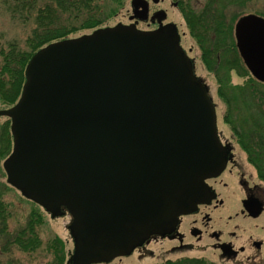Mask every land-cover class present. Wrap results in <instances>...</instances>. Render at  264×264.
Returning <instances> with one entry per match:
<instances>
[{"label": "water", "instance_id": "95a60500", "mask_svg": "<svg viewBox=\"0 0 264 264\" xmlns=\"http://www.w3.org/2000/svg\"><path fill=\"white\" fill-rule=\"evenodd\" d=\"M131 4V18L147 19L146 0ZM235 35L264 81V17L242 16ZM25 76L18 103L0 109L14 139L4 167L8 181L53 216L68 209L69 263L130 255L207 200L205 179L224 169L228 149L176 25L146 31L118 23L52 42Z\"/></svg>", "mask_w": 264, "mask_h": 264}, {"label": "trees", "instance_id": "16d2710c", "mask_svg": "<svg viewBox=\"0 0 264 264\" xmlns=\"http://www.w3.org/2000/svg\"><path fill=\"white\" fill-rule=\"evenodd\" d=\"M111 1V0H110ZM8 11L13 15L27 17V11L33 10L34 29L26 39L27 49H21L17 43H10L0 49V101L14 104L21 94L25 81V68L29 59L44 45L68 38L79 30H94L102 27L117 12V5L108 8V2L102 0H6ZM234 2L213 0L197 8L180 0L182 13L193 36L201 48L203 61L216 74L218 94L226 103L224 120L238 137V142L247 153L248 160L256 168L259 177L264 180V83L249 75L239 56L233 28L235 14L221 10L220 5ZM121 4V0H113ZM238 16V15H237ZM240 16V15H239ZM210 61L212 64L210 65ZM209 62V63H208ZM245 78L242 83L232 84L231 72ZM232 112L235 117L231 118ZM12 149L10 120L0 126V158L9 155ZM0 184V240L4 247L17 245L21 250L33 252L41 244L37 227L43 222L39 212L33 210L26 225L17 232L9 230L6 204ZM54 259L48 264H64L65 245L58 237L50 241ZM170 260V261H169ZM157 264H213L206 258L178 257Z\"/></svg>", "mask_w": 264, "mask_h": 264}, {"label": "rangeland", "instance_id": "374dc122", "mask_svg": "<svg viewBox=\"0 0 264 264\" xmlns=\"http://www.w3.org/2000/svg\"><path fill=\"white\" fill-rule=\"evenodd\" d=\"M46 0H39L38 3H44ZM108 2V8L112 9L111 5H117V12L113 17H111L106 23L105 26L115 25L119 22L129 24L131 21L129 16L132 13L131 0H121V4L113 3V0H102ZM150 1V10L151 12L158 8H163L167 11L168 18L167 21H173L177 23L179 26L180 33L182 35V45L188 51L189 56L194 57L196 64V73L200 77H202L208 84L210 89V94L213 98V101L217 108L218 114V128L219 132H221V136L223 138L228 139L229 141L232 136V144L233 147H236L237 153L242 156L244 160L243 170L246 172L250 178L253 180H260L258 177V173L254 166L247 162V155L245 152L241 151L240 145L236 141L235 134L228 123L224 120V112L227 111L226 103L219 97L218 95V84L216 79V74L212 72L202 58V51L199 47L197 40L191 36L189 32V28L184 19L182 9H179L172 6V2L176 0H165L164 2H160L158 4H154ZM190 4L195 5L197 8H201L207 2H213V0H184ZM215 1V0H214ZM230 0H220V2H226ZM234 2L225 3V5H220L221 10L228 13L227 16L236 15L234 18V23L237 17L241 14L247 13H256L264 16V0H233ZM8 2L6 0H0V49H6L10 43H17L18 46L25 50L26 47V39L31 35L32 30L34 29V17L33 10L27 11V17L23 18L19 15H13L11 11H8ZM238 15V16H237ZM139 28L146 29L145 22H139L137 25ZM234 30V28H233ZM90 30H79L76 33H72L69 37H76ZM234 34V33H233ZM233 41H235V37L233 35ZM191 50V51H190ZM0 62L2 63V57H0ZM209 63V62H208ZM212 64V61L209 63ZM232 84L236 85L237 83H242L245 78L237 75L236 71L231 72ZM1 108L8 107V105L1 103ZM231 118L235 117V113L232 114ZM7 117H0V126L7 121ZM5 160V156L0 158V184H6V187L2 189L3 199L6 204L7 211L10 216L8 218L9 230L11 232H17L21 228H23L30 216V213L33 210H36L43 217V222L40 223L37 227L38 235L41 240L40 246L37 250L33 252H27L21 250L17 245H11L8 248L4 247V239L0 240V264H48L54 259L53 249L50 248L49 243L54 238L58 237L64 242L65 245V253L69 250L73 249L72 239L67 228V225L70 221V217L61 216L55 219L51 218L50 215L44 211L40 206L36 203L32 202L29 199H26L19 190L15 187L9 185L6 182V173L3 168V161ZM234 186L228 187L225 192L235 191ZM224 192V193H225ZM227 193H225L226 196ZM238 196V195H237ZM232 203V200L230 201ZM206 245V242H204ZM175 245L174 242L164 240L160 242H153L149 248L152 254H139L136 251L132 256L125 257L121 259H115L113 262L109 264H157L160 262H165L169 259H175L181 257L182 255L180 251H172V247ZM201 249V248H200ZM185 254H188L190 257H202L206 258L209 262L213 264H233L231 262H226L220 258L219 253L216 249H212V247L207 248L202 251L199 249L191 250ZM67 256V255H66ZM187 256V255H186ZM245 254L239 255V261L244 257ZM260 259L264 262V249L263 252L260 253ZM170 261V260H169ZM225 262V263H224ZM168 262L167 264H169Z\"/></svg>", "mask_w": 264, "mask_h": 264}, {"label": "flooded vegetation", "instance_id": "af4514ba", "mask_svg": "<svg viewBox=\"0 0 264 264\" xmlns=\"http://www.w3.org/2000/svg\"><path fill=\"white\" fill-rule=\"evenodd\" d=\"M161 1L165 0H159L154 4ZM172 6L179 9L180 0L173 1ZM161 9L163 8L151 12L149 5L151 15L142 21L146 23V29L158 28L173 22L167 21L168 15L164 18L153 16ZM177 27L179 28L178 25ZM219 138L221 143L228 147L229 152L221 174L206 180L215 194L214 198L210 202L198 204L194 212L181 215L170 232L151 235L135 250L139 254H152L149 246L153 242L168 240L175 243L171 252L180 251V255L194 249L204 251L212 247L226 262L264 264L260 259V253L264 249V182L250 178L243 170V154L242 156L238 154L232 142L223 138L221 134ZM230 186H234L235 191L225 192ZM224 192L227 193L226 196ZM240 254H245L241 261Z\"/></svg>", "mask_w": 264, "mask_h": 264}]
</instances>
